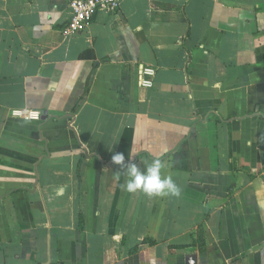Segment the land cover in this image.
Returning <instances> with one entry per match:
<instances>
[{
    "label": "crops",
    "instance_id": "crops-1",
    "mask_svg": "<svg viewBox=\"0 0 264 264\" xmlns=\"http://www.w3.org/2000/svg\"><path fill=\"white\" fill-rule=\"evenodd\" d=\"M69 1L0 0V264H264V0Z\"/></svg>",
    "mask_w": 264,
    "mask_h": 264
},
{
    "label": "built area",
    "instance_id": "built-area-1",
    "mask_svg": "<svg viewBox=\"0 0 264 264\" xmlns=\"http://www.w3.org/2000/svg\"><path fill=\"white\" fill-rule=\"evenodd\" d=\"M69 7L71 16L62 29L65 35L84 31L97 11L117 13L120 8V0H70ZM156 72V68L143 65L138 77L140 85L147 88L153 87ZM12 115L27 120H40L42 116L38 110L22 109L13 110Z\"/></svg>",
    "mask_w": 264,
    "mask_h": 264
},
{
    "label": "clouds",
    "instance_id": "clouds-1",
    "mask_svg": "<svg viewBox=\"0 0 264 264\" xmlns=\"http://www.w3.org/2000/svg\"><path fill=\"white\" fill-rule=\"evenodd\" d=\"M112 162L125 169L127 177L125 188L128 192L142 191L148 196H175L181 195L180 187L170 175H163L164 163L160 158H154L144 169H141L129 156L125 162L123 153L112 156Z\"/></svg>",
    "mask_w": 264,
    "mask_h": 264
},
{
    "label": "trees",
    "instance_id": "trees-1",
    "mask_svg": "<svg viewBox=\"0 0 264 264\" xmlns=\"http://www.w3.org/2000/svg\"><path fill=\"white\" fill-rule=\"evenodd\" d=\"M79 226H80V228H82V227H83V220H82V217L80 218V221H79Z\"/></svg>",
    "mask_w": 264,
    "mask_h": 264
}]
</instances>
